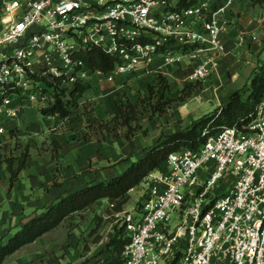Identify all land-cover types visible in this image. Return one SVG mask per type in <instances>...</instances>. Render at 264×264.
Returning a JSON list of instances; mask_svg holds the SVG:
<instances>
[{
	"label": "built area",
	"instance_id": "1",
	"mask_svg": "<svg viewBox=\"0 0 264 264\" xmlns=\"http://www.w3.org/2000/svg\"><path fill=\"white\" fill-rule=\"evenodd\" d=\"M176 1L0 0V138L21 101L49 108L79 80L114 82L182 60L190 83L218 74L223 9L210 15L215 0H200L173 10ZM249 40L258 38L243 33ZM93 48L118 58L113 70L78 56ZM142 186L138 206L116 212L129 236L119 264H264V103L248 124L171 153Z\"/></svg>",
	"mask_w": 264,
	"mask_h": 264
},
{
	"label": "rangeland",
	"instance_id": "2",
	"mask_svg": "<svg viewBox=\"0 0 264 264\" xmlns=\"http://www.w3.org/2000/svg\"><path fill=\"white\" fill-rule=\"evenodd\" d=\"M214 2L224 7L228 0H215ZM263 9V7L252 5L247 0H234L233 7H227L219 14V18L225 23V28L241 25V32L246 34L249 33L247 27L250 23H244L245 16H251L249 22L250 20L254 22L255 19L259 21L258 16L263 14ZM259 31H263V27ZM255 35L258 38V43L254 45L256 46L255 51H252L251 55H245L246 58L242 59L248 61V64L241 67L239 90L249 82L252 71L256 67L259 68L260 62L264 59L263 32ZM223 63L224 61L221 62L220 68ZM187 67L186 61L182 60L164 70L155 68L151 72H137L123 76L114 82L96 84L90 81L92 88L81 99L80 105L72 117L66 120L55 116H44L37 106L28 101H21L19 116L2 120L6 132L0 138V191L3 189V185H8L13 201V207L10 209L13 218L8 224L10 228L6 233H9L17 225H22L26 217L32 215V213L30 214L31 208L24 210L19 207L20 202L24 204L25 200L22 201L19 198V194L15 191V184L13 183L11 186L9 184L8 177L10 179L11 176L8 169L9 160H13L14 167H17L19 158L28 150L26 175L29 171L35 172L42 174L45 179L43 184L45 201L42 206L44 208L50 204L52 196L50 190L60 186V181H63L65 177L68 179L70 176L65 163L61 160L62 149L66 147L67 140L74 142L73 145L76 149H80L84 145L89 146L85 149L88 156L92 154L88 161L89 166L96 163L99 153L102 154L103 151L109 156L107 162L111 166L124 165L131 163V160L133 162L141 158L145 151L163 136L188 127L197 119V115L201 117L216 109L207 103L213 102L215 97L210 95V89L202 93L201 90H204V87L201 83H196L195 94H198L199 98L202 97L203 100L207 99V102H199L197 98L191 100L192 96L183 104H173L164 115L152 114L149 104L141 102L147 97L148 86L154 82L155 76L159 73L167 75L171 80L170 97H178L182 89L190 83L187 77ZM231 76L229 75V77ZM120 102L140 104L138 117L132 123V132L125 126L112 131L114 125L110 121ZM194 109L197 110V114L193 113ZM47 119L53 122H47ZM9 121H13V124H9ZM56 122L57 125L53 128ZM107 123L110 128L104 129L102 126ZM58 132L63 134L61 138L55 135ZM126 134H129L130 137H126ZM97 146L101 147L98 151H96ZM39 162H42L43 167H37ZM85 182L87 183V181ZM47 191H49V197H47ZM143 192L142 183L133 188L129 192L128 201L123 209L138 206ZM42 208L36 209L33 213ZM118 227H120V216L116 215V211L110 209L109 204H104L68 218L56 229L47 232L35 242L15 252L6 260L5 264H83L90 260H92L91 263H95ZM3 237L1 236L0 242ZM102 257L104 258V256Z\"/></svg>",
	"mask_w": 264,
	"mask_h": 264
},
{
	"label": "trees",
	"instance_id": "3",
	"mask_svg": "<svg viewBox=\"0 0 264 264\" xmlns=\"http://www.w3.org/2000/svg\"><path fill=\"white\" fill-rule=\"evenodd\" d=\"M199 1L177 0L173 10L188 8ZM247 1L254 6L264 8V0ZM222 6L215 2L211 6L209 14L216 12ZM78 56L93 70H101L104 73L113 70L118 61L117 57L107 55L99 48L80 52ZM196 85L187 84L178 97L171 98V80L167 75L159 73L155 76L154 82L148 86L147 97L141 102L149 104L152 114L164 115L173 104L187 102L194 95L197 89ZM91 88L90 82L79 80L66 100L57 97L56 102L49 108L42 109L41 113L47 117L55 116L66 120L72 117L79 107L81 99ZM263 102L264 59L260 62V67H256L252 71L249 82L242 89L235 91L224 105L196 119L188 127L163 136L156 144L148 148L141 158L134 160L119 175L102 181L90 182L77 190L70 191L39 209L22 225H17L0 242V264H3L9 256L18 250L59 227L73 215L95 208L99 200L114 201L116 203L115 211H123V207L128 201L129 192L139 186L151 172L162 168L171 153L180 151L182 148L197 149L205 143L207 136L213 135L225 127L248 124L256 116L258 108L263 105ZM139 105V103L120 102L110 121L114 125L112 131L125 126L132 132V123L138 117ZM102 127L110 128L108 123ZM205 131H207V136L203 135ZM126 137H130V135L126 134ZM28 156L27 150L19 158L17 167H14L13 160H9L11 185L18 179L20 172L26 168ZM128 242L129 236L125 227H118L114 236L99 255L98 261L91 263L92 260H90L83 264H119L122 262V254Z\"/></svg>",
	"mask_w": 264,
	"mask_h": 264
},
{
	"label": "crops",
	"instance_id": "4",
	"mask_svg": "<svg viewBox=\"0 0 264 264\" xmlns=\"http://www.w3.org/2000/svg\"><path fill=\"white\" fill-rule=\"evenodd\" d=\"M234 0H228V3L226 6L221 7L223 11L226 10L227 7H233ZM260 19L250 20L251 16H245L244 23H250L249 27H247V31L249 33L246 34H257L263 32V40H264V9L263 14L258 16ZM241 25H233L228 26L225 28V34H224V40L226 43V53L222 57L221 62L224 61L222 67L219 69L218 74L213 75L210 79L206 80L205 82H202L201 84L204 87V90H201L202 93L209 91L210 89V95L212 97H215L213 102H207V99L203 100L202 97L199 98L198 94L196 95L194 93L193 98H197L199 102H207L209 105L213 107V109L224 105L230 96L237 90H239L238 83L241 79V67H245L248 64V61H244L242 59H245V55H251L250 53L252 51H255L254 45L258 43V41H248L247 43H242L241 38L243 32H241L240 29ZM246 27V26H245ZM263 27V31L261 28ZM259 31V32H258ZM256 36V35H255ZM250 43L251 45H247ZM264 44V41H263ZM244 57V58H243ZM229 75H232L229 77ZM201 91H199L201 93ZM190 100V101H191ZM264 103V102H263ZM193 113L197 114V110L194 109ZM200 118L197 115V119ZM47 122H53L50 120H46ZM61 123H63L61 121ZM9 124H13V121H9ZM57 125V122L54 124L53 128H55ZM59 138L62 137L63 134L61 132L56 133ZM74 142H70V140H67V145L65 148L62 149V161L65 163V167L69 171V178L60 181V186L54 187L50 190L52 196L50 199V203L56 199H58L60 196L70 192L77 190L83 186H85L87 183L95 182V181H102L105 179H109L112 177H115L119 175L121 172L126 170L132 163H126L124 165H116L111 166L108 164L109 156L105 154V152L99 153V158L96 159V163L93 164V166H89V160L92 154L86 153L85 149L89 146L84 145L80 149H76V147L73 145ZM73 148V149H72ZM101 147L97 146L96 151L100 150ZM96 155V154H94ZM106 161V163H104ZM27 166V164H26ZM37 167H43L42 162H39L37 164ZM19 174L18 179L14 182L15 184V191L19 194V198L24 201V204L20 202L21 209L24 210L30 209V214H34L33 212L38 209L42 208L44 201H45V188L43 187V184L45 182V179L43 178L42 174L30 172L26 175L25 169H23ZM11 177V176H10ZM8 180L9 177H8ZM87 181V183L85 182ZM10 186H11V180H10ZM51 184V182H49ZM9 186L3 185V189L0 191V238L1 236H5L10 228V221L13 218V213L10 211L11 207H13V201H12V193L9 192ZM49 191L46 192L47 197H49L48 194ZM24 199V200H23ZM111 201L109 199H102L99 200L95 207H99L101 205H108ZM49 205V204H47ZM12 213V216H11ZM27 213V212H25ZM17 215V214H15ZM30 215V216H32ZM29 216V217H30ZM26 217L25 221L29 218ZM8 225V226H7ZM10 257V256H9ZM8 257V258H9ZM7 258V259H8ZM6 259V260H7ZM5 260V262H6ZM5 262L3 264H5Z\"/></svg>",
	"mask_w": 264,
	"mask_h": 264
}]
</instances>
